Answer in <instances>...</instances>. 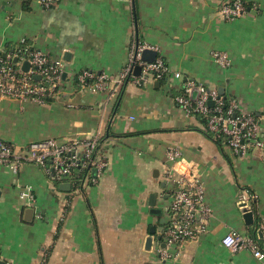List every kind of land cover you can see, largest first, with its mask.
Returning a JSON list of instances; mask_svg holds the SVG:
<instances>
[{
	"label": "crops",
	"instance_id": "crops-1",
	"mask_svg": "<svg viewBox=\"0 0 264 264\" xmlns=\"http://www.w3.org/2000/svg\"><path fill=\"white\" fill-rule=\"evenodd\" d=\"M223 1L65 0L43 9L30 0L28 10L23 0H0V49L5 53L26 37L51 58H62L69 75L82 69L115 75L130 63L134 47L147 45L182 73L180 83L190 78L237 98L256 115L264 137V0H245L258 10L232 19L219 11ZM213 50L227 51L231 65L219 66ZM170 80H129L115 98L76 83L43 103L0 95V137L25 148L33 140L66 141L101 130L108 160L99 182L78 190L61 188L64 182L35 163L23 164L18 173L0 165L3 261L159 264L156 248L164 244L170 186L163 179L173 146L199 175L212 213L207 232L188 240L168 264H264L249 250L222 244L236 229L258 237L264 249V236L252 228L264 225V147L241 158L223 150L197 118L176 106L179 90ZM24 184L33 186L31 206L20 198ZM246 188L258 195L252 224L238 205ZM39 208L43 217L36 215Z\"/></svg>",
	"mask_w": 264,
	"mask_h": 264
},
{
	"label": "built area",
	"instance_id": "built-area-1",
	"mask_svg": "<svg viewBox=\"0 0 264 264\" xmlns=\"http://www.w3.org/2000/svg\"><path fill=\"white\" fill-rule=\"evenodd\" d=\"M43 9L57 6L65 0H37ZM219 11L228 19L243 16L247 13L243 0H225ZM27 38H21L24 43ZM150 48L147 45H137L130 54V63L117 74L97 72L82 69L75 74H67L66 63L62 58H51L33 45L13 48L5 53L0 49V95L21 102L33 100L40 103L47 98H59L67 89V84L76 83L83 91H106L109 98H115L121 92L123 85L129 80L149 82L169 79L172 88L179 90L173 99L187 117L197 118L202 115L207 119L201 125L205 132L211 133L223 150H229L236 157H243L253 148L264 147V137L260 135V124L253 112L241 108L237 98H230L228 107L217 88H210L203 83L185 78L180 83L182 73L172 68L162 57H156L149 62L141 57V52ZM211 56L222 68H228L232 58L227 51L213 50ZM29 63L27 70L23 64ZM139 65L141 73L135 76L134 68ZM40 78L36 79L35 76ZM68 76V78H67ZM197 88L198 94L192 96ZM212 102V105L209 104ZM101 130L91 136L73 137L61 141L55 137L33 140L25 148L16 146L10 140L0 137V165L18 173L23 164L35 163L56 182H70L74 190L90 184H97L108 167V160L102 152L106 144L103 142ZM172 164L167 167L164 182L169 195V203L165 213V229L163 245L156 248L159 264L181 254L183 245L190 239H196L208 230V219L211 208L205 201V187L199 175L192 171L181 158L178 147L170 146L167 151ZM81 170L86 173L77 183L76 178ZM20 198L27 206L34 202L33 186H21ZM258 195L253 190H243L238 205L242 210H253ZM37 217H43L39 208ZM264 236V225L256 227ZM222 244L231 251L249 250L259 259H264V249L258 237L250 232L241 233L236 229L230 230L222 238ZM0 260L2 255L0 253ZM5 264H13L8 261Z\"/></svg>",
	"mask_w": 264,
	"mask_h": 264
},
{
	"label": "water",
	"instance_id": "water-1",
	"mask_svg": "<svg viewBox=\"0 0 264 264\" xmlns=\"http://www.w3.org/2000/svg\"><path fill=\"white\" fill-rule=\"evenodd\" d=\"M156 54H157L156 52H151L149 49L146 48V49H144V50L141 52V57H142L143 60L151 62V61H153V60L156 59ZM28 68H29V63H28V62H25V63L23 64V69L27 70ZM134 73H135L136 75H140V73H141V67H140L139 65H137V66L134 68ZM35 78H36V79H39L40 76H39V75H36ZM219 92H220L221 94H223V88H220V89H219ZM197 94H198V89L195 88V89L193 90V92H192V96H193V97H196ZM209 104L212 105V102H209ZM60 187L63 188V189H70L71 186H70V183H68V182H64V183H62V184L60 185ZM152 197L155 198L156 196L153 195ZM152 204H155V202H153ZM28 211H32V209H29ZM253 213H254L253 210H246V212L244 213V217H245L246 221H247L249 224H252V223H253ZM162 223H163V224L165 223L164 220H162ZM154 232H155V231H152V234H153ZM259 234L261 235L262 233L259 231ZM151 242H152V236H150V237L147 239V244L150 245ZM0 264H5V261L0 260Z\"/></svg>",
	"mask_w": 264,
	"mask_h": 264
},
{
	"label": "trees",
	"instance_id": "trees-1",
	"mask_svg": "<svg viewBox=\"0 0 264 264\" xmlns=\"http://www.w3.org/2000/svg\"><path fill=\"white\" fill-rule=\"evenodd\" d=\"M28 1H30V0H23V7H24L25 9L30 10V6H29V4L26 3V2H28ZM229 1H232V0H229ZM243 2H244V5H245L247 11H249V9H251V8L253 9L254 7H257L256 9L258 10V6H256V4H255L254 2H248V1H245V0H243ZM256 9H255V10H256ZM29 43L32 45V42H31L30 39H28V38L25 40L24 43L18 41L17 43H14V45H12V49H13L14 47L17 48V47H19V46H20V48H21V47H23L24 44H29ZM164 80H165V79H160L161 82H163ZM124 86H125V84L123 85L122 90H123ZM119 94H120V93H119ZM119 94H118V95H119ZM222 96H223L224 101L226 102V103H225V107H228L229 100H230V98H232V97H230L227 93H223ZM48 100H49V98H47V99L45 100V102L48 101ZM255 116H256V115H255ZM197 117H198V121L200 122L201 125H205V124H206L207 119H206L204 116H202V115H197ZM201 130H202L207 136H209L212 140H214L217 144L220 143L218 140H216V139L214 138V136H213L211 133H209V132H205V131L202 129V127H201ZM85 173H86V170H81V172L79 173V176L76 178V182H77V183H79V182L82 181L81 178H82V176H84ZM252 228H253V232H254V231L256 230V228H255V227H252Z\"/></svg>",
	"mask_w": 264,
	"mask_h": 264
}]
</instances>
